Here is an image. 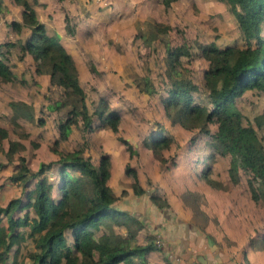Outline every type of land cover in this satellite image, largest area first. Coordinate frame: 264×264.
I'll return each instance as SVG.
<instances>
[{
	"label": "rangeland",
	"instance_id": "374dc122",
	"mask_svg": "<svg viewBox=\"0 0 264 264\" xmlns=\"http://www.w3.org/2000/svg\"><path fill=\"white\" fill-rule=\"evenodd\" d=\"M29 1L44 25L43 35L38 34L57 35L72 56L85 93L87 111L95 126L84 128L79 115L68 136L59 137L58 124L68 116L74 101L71 102L64 88L57 84L58 76L50 77L49 65L23 49L32 38L31 28L23 25L15 30L11 26L14 17L22 23V7L14 0H0V59L9 62L11 66H8H13L22 78L26 76L28 83L25 90H16L17 94L5 90V95L12 98L9 101L12 105L28 99V162L25 161L22 168L28 163V168L36 171L41 163L55 162L60 152L72 153L80 148L84 157H93L94 161L109 151L115 164L111 178L113 188H132V177L125 173V165L129 164L137 172L146 200H151V195L158 196L163 210L171 212L165 201L179 202L192 212V224L197 223L201 230L226 247L256 240L260 245L258 251L262 248L264 251V196L254 200L248 185L250 174L241 168L235 155L219 153L214 137L217 124L204 121L203 117L197 118L190 129L179 123L186 116L181 110L186 102L211 110L204 79L209 60L204 57L202 48L210 43L220 48H240L248 44L229 4L225 0H175L165 7L161 0ZM262 35L264 37V23ZM249 42L254 43V39ZM166 45L184 46L189 53L180 56L179 63H173ZM37 66L42 72H36ZM173 79L181 85V94L179 104L171 107L169 113L164 110V100L168 98V90L174 87ZM15 81L26 85L23 80ZM231 84L232 80L228 79L220 85ZM100 99H105L120 115L115 133L106 126L96 128L99 121L94 110ZM58 101L62 105L56 108ZM75 105L80 109V102L75 100ZM234 105L243 125L255 130L253 140L264 154V89L245 90L235 97ZM39 118L43 121L39 122ZM10 119L5 117L4 122L9 130L15 131ZM159 133L169 139L161 154L148 146ZM119 137L132 144L131 157L128 158L126 146ZM31 140L38 146L32 147ZM54 168L55 165L51 173H56ZM207 169L210 171L203 176L202 171ZM46 174L51 181L58 180L56 174ZM124 217L118 210L110 216L118 220ZM106 224L102 227H108L106 235L89 228L86 237L112 248L117 244L136 246L137 242L143 244L144 241L150 244L154 240V236L146 239L148 229L136 238L132 232L118 226L111 230V222ZM90 226L100 225L92 222ZM130 226L129 230L134 224ZM23 247L27 252L28 243Z\"/></svg>",
	"mask_w": 264,
	"mask_h": 264
},
{
	"label": "trees",
	"instance_id": "16d2710c",
	"mask_svg": "<svg viewBox=\"0 0 264 264\" xmlns=\"http://www.w3.org/2000/svg\"><path fill=\"white\" fill-rule=\"evenodd\" d=\"M22 7V23L12 21L11 26L20 30L21 26H29L32 38L25 43L23 49L33 55L41 63L50 67V77L58 76L57 84L64 88L66 97L70 98L74 106L68 111V116L58 124L59 137L64 139L71 130V125L77 123L80 115L84 128H92V117L87 111L85 93L81 87L75 62L70 53L59 42L57 35L41 36L44 25L37 19L33 5L29 0H14ZM175 0H161L168 7ZM234 13L238 27L244 33L248 44L245 47H217L210 43L202 48L204 57L209 60V67L204 72L205 84L208 87L211 110L205 106L187 103L181 108L186 115L179 120L186 129L192 128L194 121L203 117L204 121L217 124L216 139L221 154H233L241 168L249 174L248 185L252 198L258 200L264 196V154L253 140L255 130L241 122L240 112L234 105V99L247 89H264V37L262 25L264 23V0H225ZM2 10L0 3V12ZM41 33V35L38 34ZM37 37V38H36ZM254 43H250V39ZM22 48V47H21ZM166 52L173 63H179L182 55L189 52L184 46L171 47L166 45ZM39 62V63H40ZM37 63V61H36ZM94 71L95 69L91 67ZM42 72L37 66L36 72ZM0 77L15 81L16 76L5 62L0 59ZM231 79L232 84L222 87L220 84ZM173 79L174 87L168 90V98L164 100V110L169 112L171 107L179 104L181 85ZM189 85H192L189 82ZM80 102V109L75 105ZM61 101L56 102V108ZM62 105V104H61ZM101 126L118 131L119 113L111 109L105 99H100L99 106L94 110ZM170 113V112H169ZM189 116H191L189 118ZM174 117V116H173ZM39 118V122H42ZM7 135V131L0 127V138ZM119 140L126 146L129 155L134 154L132 144L125 138ZM168 137L159 133L148 143L150 149L161 154L167 148ZM55 145L57 140H55ZM20 147L16 141H10L7 150L8 158ZM55 150V147L53 148ZM59 158L52 163H41L36 171L28 172V181H35L34 188L28 190L27 198L31 200L33 216L27 212L22 218H10L12 226L28 225V235L35 243V252L30 253L32 264H143L137 261L152 244L130 246L129 244L111 249L107 244L92 243L84 237L85 230L92 222L105 216H113L117 211L112 206L114 196L107 181L110 177L109 156L102 154L99 165L94 166L88 157L82 155V149L72 153H59ZM55 165L59 182L54 183L46 174ZM210 170L202 171L205 176ZM78 173L76 175L75 173ZM125 173L132 177V189L135 194L145 192L141 186L136 170L129 164L125 165ZM70 176L72 178H70ZM21 175L14 174L12 179H20ZM56 185L57 197L52 193ZM151 200L161 207L158 196L151 195ZM20 198H12L5 207H0V213H7L16 207ZM133 229H139L141 223L129 217ZM119 223L118 219H115ZM131 226H128L129 229ZM73 230L72 245L66 244L64 232ZM133 229L128 230L133 233ZM5 230L0 226V246L2 253L10 249L14 239H5ZM0 252V255L2 256ZM94 253L97 257L94 258Z\"/></svg>",
	"mask_w": 264,
	"mask_h": 264
},
{
	"label": "crops",
	"instance_id": "0c3cea01",
	"mask_svg": "<svg viewBox=\"0 0 264 264\" xmlns=\"http://www.w3.org/2000/svg\"><path fill=\"white\" fill-rule=\"evenodd\" d=\"M13 19L18 20L15 17ZM5 64L8 65L9 62H5ZM10 66L9 68H12L11 71L16 76V80H23V84L26 85L23 86L20 82L18 84L15 83L16 81L13 82L0 78V127L7 131V135L0 138V207H5L12 198H20L18 205L12 210L7 213H0V226L5 230V239H14V243L10 249L4 253H2L3 246H0V252L2 253V256L0 255V264H32L30 253L35 252L36 248L32 237L28 235V225L12 226L10 221V218H22L27 212H29L30 216H33L31 200H28L27 192L35 186V181H28L27 178L28 172L25 169H28V163L26 167L22 168L25 161L28 162V156L26 154V151H28L26 140L28 141V138H30V135H28V99H21L18 103L12 105L11 103L13 102H9L12 98L9 99V94L8 96L5 95L6 89H9L11 91L10 93L16 94L18 93L16 91L18 89H21V91L25 90L28 87L27 77L23 76L22 78L20 74L16 73L17 71L14 67ZM27 93L26 90L25 95ZM5 117L11 118L12 128H15V131L9 130L8 125L4 122ZM93 126H95L94 120L92 121ZM96 128H101L100 123L97 124ZM56 138L55 140H58ZM10 141L18 142L20 147L8 158L7 150ZM31 146L37 147L38 144L35 140H31ZM125 151L127 152L128 158L131 157L126 149ZM104 154L108 155L110 160V177L107 183L111 187L114 196L112 206L118 212L124 214L125 217L122 220H118L119 223L115 222L116 218L112 219L110 216L102 217L94 222L100 225L96 227L90 226V223L84 233L87 241L105 244L101 243V241L97 242V240L95 241L86 237L88 229H94V231L99 230L98 234L106 235L104 233H108L109 229L108 227H102L107 225L106 223L111 222V230H114V227L118 226L123 228L125 232H128L129 229L127 227L130 226L131 221L129 217H133L142 224L139 229H133L134 237L138 238L144 229H148L146 239L154 236V240L151 242L153 245L152 248L145 252L142 258L136 259L143 264H264V251L263 248L258 251V246L260 245L256 240L254 243L242 244L239 242L238 245L234 244L232 247H226L218 239H214L208 232L201 230L197 223L192 224L190 220L193 216L192 212L184 208L179 202L173 200L169 202L165 201L167 207L170 205L171 212L169 210H163L165 209L164 206L159 207L152 200H146L142 194H135L132 188H120L119 190L113 188L111 186V178L113 177V168L115 165L114 157H111L109 151H106ZM100 157L98 156L96 161L91 157L90 160L94 166L99 165ZM30 170L34 171L35 169L30 168ZM48 172L50 174H56L51 173L50 170ZM14 174L21 175V178L12 179ZM75 174L78 175L77 172ZM56 178H58L57 174ZM52 182L55 184L56 182L58 183L59 178L58 180L55 179V181L53 179ZM56 185L52 189L54 196L58 193L55 187ZM122 191H126L127 193L123 195ZM98 234H96V238ZM64 239L66 244L72 245L74 240L72 229L65 230ZM157 240H159L158 244L156 242ZM27 243L28 251L25 252L26 250L23 246ZM146 244V241L143 244L137 242V245ZM119 246L117 244L116 247L112 248L109 245L111 249ZM241 247H244L243 251Z\"/></svg>",
	"mask_w": 264,
	"mask_h": 264
},
{
	"label": "built area",
	"instance_id": "2783aa9c",
	"mask_svg": "<svg viewBox=\"0 0 264 264\" xmlns=\"http://www.w3.org/2000/svg\"><path fill=\"white\" fill-rule=\"evenodd\" d=\"M156 242H157V244H158V243H159V240H157ZM198 264H200V263H198Z\"/></svg>",
	"mask_w": 264,
	"mask_h": 264
}]
</instances>
